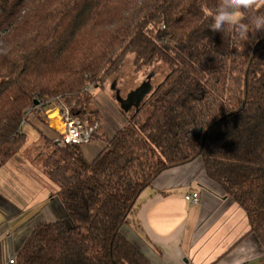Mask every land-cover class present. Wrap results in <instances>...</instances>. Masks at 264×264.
<instances>
[{
  "label": "trees",
  "instance_id": "1",
  "mask_svg": "<svg viewBox=\"0 0 264 264\" xmlns=\"http://www.w3.org/2000/svg\"><path fill=\"white\" fill-rule=\"evenodd\" d=\"M222 2L0 0V168L27 144L31 117L57 104L98 124L86 145L101 143L89 160L86 145L36 129L53 148L41 168L57 220L23 232L14 264H149L121 228L163 172L194 161L264 250V31L245 41L211 30ZM258 4L248 16L264 13ZM129 54L138 69L161 61L169 72L138 106L117 102L123 118L110 126L90 106Z\"/></svg>",
  "mask_w": 264,
  "mask_h": 264
},
{
  "label": "crops",
  "instance_id": "2",
  "mask_svg": "<svg viewBox=\"0 0 264 264\" xmlns=\"http://www.w3.org/2000/svg\"><path fill=\"white\" fill-rule=\"evenodd\" d=\"M57 125L52 126L61 127L60 122ZM83 148L86 158L91 160L99 146L90 144ZM26 155L22 152L20 156L18 152L0 168V199L15 194L12 188L16 178L24 183L32 180L40 188L41 170ZM32 190L31 199L18 203L21 212H26L22 215L15 216L0 203V264L14 259L23 232L47 214L43 209H54L48 189H43L46 193L41 202L37 199L39 189ZM190 193H198L199 204L185 200ZM121 234L149 264H264L263 247L250 233L245 211L224 197L221 189H209L199 161L163 172L141 194L136 214L121 228ZM4 258L8 262L4 263Z\"/></svg>",
  "mask_w": 264,
  "mask_h": 264
},
{
  "label": "rangeland",
  "instance_id": "3",
  "mask_svg": "<svg viewBox=\"0 0 264 264\" xmlns=\"http://www.w3.org/2000/svg\"><path fill=\"white\" fill-rule=\"evenodd\" d=\"M135 58H136L135 54H129L125 58L122 66L110 76L109 80L105 83L104 88L94 91L95 97L90 106V109L95 110V111L98 110L100 111V113H103L106 115L108 114V117L111 118L110 124H109L110 126L112 122H114V124L118 122V118L115 116V113H117L120 117L123 118V116L120 114V111H119L120 108L117 103L118 102L117 97L126 99L129 94L135 92L137 89L142 87L143 84H148V85L152 84L154 87H156L159 83H161L164 80V78L169 72L168 66L162 63L161 61L156 62L151 67H142L141 69H138L134 65ZM112 86H113V89H112ZM54 110L55 108L48 110L49 112L47 111L38 112L37 114L31 117L30 119L31 123L29 125L24 126V131H26V134L28 135V140L22 152H24L25 154L27 153L26 155L27 159L32 160L33 157L40 152L39 150H38L39 152L37 151V147H41V151H42L41 153L43 156H41L40 159H37L34 161L32 160V161L35 163V167L41 170V180H43V182L41 181V185L39 188V185L37 184L33 185L32 180L29 181V179L26 181L27 183L21 182L18 178L14 180L15 185H13L14 188H12V190H14L15 194H12L7 197H1L0 203H2L1 205H4V206L6 205L9 208V210H12V214L15 213L14 214L15 216L26 213V212L24 213L21 212L23 210H21L22 208L21 209L18 208L20 207L18 203L21 204V202H23L24 200L26 201L28 198L31 199L33 196L32 189H36L37 191L39 189L40 193L37 197L39 202L42 201L43 196L46 193L45 191L47 189L49 190V192L55 193V190H54L55 187L46 180L47 178L44 176L42 172V168H41L42 163L45 161L46 156L52 152L53 148L50 146L45 147L43 140L42 139L40 140V135L36 131V129H39L41 132L43 131L45 134L49 136L52 135L53 136L52 139L58 138L57 135L54 136L53 134L49 133V129L53 128L51 124L53 123V120L51 119L50 116L52 114L51 112H53ZM131 111H133V109ZM110 112H113V114ZM49 113L51 114L48 117ZM145 115L146 113L141 116V119H144ZM105 119H106V116H105ZM60 126L62 127V125ZM54 129H57V128L54 127ZM57 133L59 134V131ZM98 143L100 142L94 141V143L92 144L98 145L100 148L101 143L100 144ZM22 152L21 151L19 152L20 156ZM23 180L25 179L23 178ZM10 181H12V179ZM28 184L30 185L32 189H29ZM43 189H46V190H43ZM20 197H21V200L19 199ZM46 198H48V195ZM43 210H45L43 212L47 213L46 215H43L42 217L43 221L52 222V221L57 220L56 219L57 216L55 217V215L52 212L53 209L51 210V208L49 207ZM48 215L50 216L51 220H48ZM12 219H9V221H12ZM15 256H16V253H15ZM15 256L13 257L14 259H15ZM4 260L5 261L3 262L6 263L8 262L9 259L4 258Z\"/></svg>",
  "mask_w": 264,
  "mask_h": 264
},
{
  "label": "clouds",
  "instance_id": "4",
  "mask_svg": "<svg viewBox=\"0 0 264 264\" xmlns=\"http://www.w3.org/2000/svg\"><path fill=\"white\" fill-rule=\"evenodd\" d=\"M259 7L258 0H223L212 14L209 28L225 34L232 33L234 39L246 41L250 33L264 31V13L247 15Z\"/></svg>",
  "mask_w": 264,
  "mask_h": 264
},
{
  "label": "built area",
  "instance_id": "5",
  "mask_svg": "<svg viewBox=\"0 0 264 264\" xmlns=\"http://www.w3.org/2000/svg\"><path fill=\"white\" fill-rule=\"evenodd\" d=\"M54 111L57 112L60 124L63 127L59 130L55 129L56 131H59L60 134V137L55 140L57 145L82 146L90 143L93 135L99 127L98 124L91 126L86 122L80 121L72 115L69 109L65 108L61 104H57ZM50 114H48V117ZM185 200L196 205L200 202V196L198 193H190L185 196ZM9 264H14V259L10 260Z\"/></svg>",
  "mask_w": 264,
  "mask_h": 264
},
{
  "label": "water",
  "instance_id": "6",
  "mask_svg": "<svg viewBox=\"0 0 264 264\" xmlns=\"http://www.w3.org/2000/svg\"><path fill=\"white\" fill-rule=\"evenodd\" d=\"M150 91L151 86L148 84H143L142 87L137 89L135 92L129 94L126 99L117 97V101L118 103H120L122 109L128 111L133 105L138 106Z\"/></svg>",
  "mask_w": 264,
  "mask_h": 264
},
{
  "label": "bare ground",
  "instance_id": "7",
  "mask_svg": "<svg viewBox=\"0 0 264 264\" xmlns=\"http://www.w3.org/2000/svg\"><path fill=\"white\" fill-rule=\"evenodd\" d=\"M50 117H51L52 120H53V119L55 120V121L53 122L52 125L58 127L57 124H59L60 121H59V117H58V115H57V112L54 111V113H52ZM57 119H58V120H57ZM58 121H59V122H58ZM60 125H61V124H60ZM61 128H62V127L58 128V129H61Z\"/></svg>",
  "mask_w": 264,
  "mask_h": 264
}]
</instances>
